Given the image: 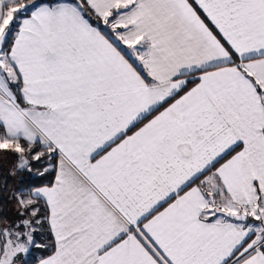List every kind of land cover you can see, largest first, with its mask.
Wrapping results in <instances>:
<instances>
[{"label":"snow or ice","instance_id":"1","mask_svg":"<svg viewBox=\"0 0 264 264\" xmlns=\"http://www.w3.org/2000/svg\"><path fill=\"white\" fill-rule=\"evenodd\" d=\"M0 168V264H264V0H0Z\"/></svg>","mask_w":264,"mask_h":264},{"label":"trees","instance_id":"2","mask_svg":"<svg viewBox=\"0 0 264 264\" xmlns=\"http://www.w3.org/2000/svg\"><path fill=\"white\" fill-rule=\"evenodd\" d=\"M5 177H6V172L4 168H0V209H2L5 216L8 217V204H9L8 197H9V194L12 192V190H14V188L16 187V183L14 186V180H9L7 189L5 190L4 189ZM16 179L18 180L19 177H17ZM36 253L38 254V256L42 254L40 250H36Z\"/></svg>","mask_w":264,"mask_h":264},{"label":"rangeland","instance_id":"3","mask_svg":"<svg viewBox=\"0 0 264 264\" xmlns=\"http://www.w3.org/2000/svg\"><path fill=\"white\" fill-rule=\"evenodd\" d=\"M5 167H6V166H5ZM16 178H17V177H16ZM16 178L14 179V186H15V181L17 180ZM12 192H13V190H12ZM12 192H11V193H12ZM11 193L9 194L8 200H9V198H10V196H11ZM8 217H9V218H15V217H14V213L12 212V204H11V203L8 204ZM34 256H35V257H38V254L36 253V251L34 252Z\"/></svg>","mask_w":264,"mask_h":264}]
</instances>
